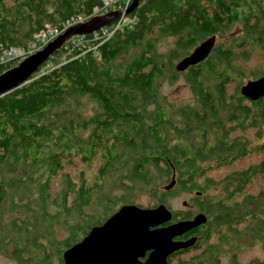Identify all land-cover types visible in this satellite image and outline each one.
<instances>
[{"label":"trees","instance_id":"obj_1","mask_svg":"<svg viewBox=\"0 0 264 264\" xmlns=\"http://www.w3.org/2000/svg\"><path fill=\"white\" fill-rule=\"evenodd\" d=\"M107 1L0 0V55L12 49L26 57L34 35L63 33L77 17L103 14ZM126 19L133 23L96 51L70 52L71 41L93 35L71 37L45 63L50 71L0 97V251L13 247L10 255L22 264H60L65 248L113 209L130 205L124 200L120 206L115 191L130 197L145 184L155 194H192L193 210L172 212L170 222L198 213L206 218L189 232L194 245L167 264H242V252L264 244V190L246 193L264 180V158L237 165L250 154L264 155V143L244 135L263 134L264 97L251 102L239 90L245 79L264 77V70L251 78L234 63L253 50L264 52V0H140ZM215 36L222 43L212 56L175 70L176 62ZM169 37L172 47L159 54L158 42ZM20 60L0 65V74ZM181 75L194 105L174 106L159 95L161 81ZM88 101L95 105L91 113ZM211 164L227 173L213 178ZM6 211L16 214L3 225ZM56 228L62 239H55Z\"/></svg>","mask_w":264,"mask_h":264},{"label":"water","instance_id":"obj_2","mask_svg":"<svg viewBox=\"0 0 264 264\" xmlns=\"http://www.w3.org/2000/svg\"><path fill=\"white\" fill-rule=\"evenodd\" d=\"M140 0H133L126 10H116L91 17L84 23L68 27L43 49L24 58L12 69L0 74V97L26 84L32 76L73 36L89 35L111 25L121 11L129 15ZM215 37H209L184 57L176 70L183 72L203 62L214 47ZM241 96L251 102L264 97V77L250 80L240 87ZM172 220V212L163 204L143 209L136 205L119 207L102 225L93 227L77 244L62 254L64 264H167L174 253L192 247L196 238L175 239L203 225L206 218L195 214L191 219ZM146 258L143 262L140 259Z\"/></svg>","mask_w":264,"mask_h":264},{"label":"rangeland","instance_id":"obj_3","mask_svg":"<svg viewBox=\"0 0 264 264\" xmlns=\"http://www.w3.org/2000/svg\"><path fill=\"white\" fill-rule=\"evenodd\" d=\"M129 1L130 0H109L105 3L107 10L103 14H99L101 11L97 12V14L101 16V15H104V14H107V13H110V12H113L116 10H120V9L126 10L130 6V5H128ZM127 16L128 15H126L125 11H121L120 16L118 18H116L114 21H112L111 26L114 25V27L111 30L100 32L97 36H94V38L90 41H86V40H82V39L71 41V43H73V47H72V49H70V52L74 48H77V50H86V52L96 51V49H98L99 46H101L103 43L110 40L113 37L114 33H117L118 31L123 29L124 24H125V26H127V25H131L133 23L132 20L126 19ZM81 19H82V17H78L77 20H81ZM124 21H125V23H124ZM78 23H82V22L80 21ZM67 26L70 27L72 25H70V23H68ZM54 32L55 31H52L54 36L49 40V42L56 39L60 35V33L54 34ZM232 32L234 34H236L238 32L237 28L235 27L232 30ZM46 35H47V32H42V33L34 35L33 39L42 40ZM69 41H70V39L68 41H66L62 47H64ZM94 42H96V44H94ZM221 43H222V40L215 36L214 45H218ZM47 44L43 45L40 43L39 46H37L35 48L32 45L29 48V51H28V54L26 55V57L34 54L38 50L43 49ZM172 44H173V38H171V37L167 38L166 40L159 41L158 45H157L158 53L162 54L163 52H166L167 50H169L172 47ZM23 54H24V52H21L19 50L14 51L12 49L9 51L3 52L0 55L1 56L0 65H4V64H7L8 62H12L11 60H14L16 58H20L21 59L20 61H22L24 58H26L25 56H23ZM19 62L16 65H18ZM179 62L180 61L175 63V67H174L175 70H176V67H177ZM12 68H13V66H12ZM12 68H8L4 72H6L7 70L12 69ZM51 69H52L51 63L50 64H44L40 68V71L38 73H36L34 76H38V75H41L44 73L46 74ZM234 69L235 70H237V69L238 70H245L247 76H250L252 78L255 71L264 70V52H261L259 50H253L251 52L250 56H248L246 59H239L236 63H234ZM248 81H250V80L245 79L241 85L243 86ZM228 86H229L228 92L231 93L233 86H235V82L230 83ZM158 91H159V95L166 98L167 101L173 103L174 106H178L181 104H188V105H194L195 104L194 103L195 101H194L192 95L190 94V92L187 88V85L185 84V82L183 80L182 75L180 77H178L177 79L172 80V81L171 80L163 81V82L161 81V84L159 86ZM94 106H95L94 103H92L91 101H88L87 111L89 113H91L92 108H94ZM164 106L167 108L168 111H170L171 108L173 107V106H169L167 102H165ZM254 132H255L254 130H251L244 135H246L252 141H254L253 144H259V145L263 144L264 143V132L262 135H260L259 138H256V139L254 137L256 133H254ZM262 158H264V155L250 154V155L246 156L245 158L241 159L237 163V165L239 164L238 167L241 168V167L247 165L248 163L249 164H256V163H258L257 161H259ZM237 165H236V169H238ZM211 167L213 168V170L211 171L210 175L215 179H220L227 173V171H225L223 168H217L218 166H215L214 164H211ZM238 170H240V169H238ZM212 190H214V189L210 190V192H209L210 196H213V194L211 192ZM263 190H264V180L261 179L259 182L255 183L254 185L249 186L247 188L246 193L256 194V193L263 191ZM185 192L186 191L180 190V189H174L170 192H165L164 190L158 189L157 193L155 194L154 189L151 185H145L144 184V185L139 187L136 194H134L130 197H127L125 194H123L120 191H115L113 195L115 196V199L118 200V202L120 203V206L123 204H126V203H122L125 200L127 202H131V203H129L130 205H136V206L141 207L143 209H150V208L156 206L157 204H159V203H157L158 202L157 200H159V198H160V199H165L166 202H164L163 204L171 212H184V213L188 214L189 212H191L193 210V207L191 205L192 194L189 192H186V193ZM105 193H107V190L103 191V194H105ZM118 208L119 207L113 209V211L111 213L116 211ZM5 209L7 210L6 206H5ZM15 214L16 213H11L10 211H6V213L3 216V220H2L3 225H8L11 218ZM54 233H55V239H62L63 238V234H62L60 228H56L54 230ZM214 242H215V238H212V239H210L209 244H213ZM201 249H202V247L200 248V250ZM6 250L7 251L5 253H2L0 251V264H22L19 261H15V258L10 255V253L13 254L12 250H15L13 247L8 248ZM47 250L50 251L49 249H47ZM200 250H196L195 252L189 251L188 253H186L182 257H183V259L188 260L189 258L197 255ZM40 253H41V251L33 252L32 256H34V258H35V255H40ZM50 253H51V251H50ZM254 258L264 262V244L261 246H259V245L255 246L254 248H252L250 250H246L239 255V261L242 264H245ZM54 261H55V259L53 257L52 263ZM33 262L34 263H32V264H38L37 259H34Z\"/></svg>","mask_w":264,"mask_h":264},{"label":"built area","instance_id":"obj_4","mask_svg":"<svg viewBox=\"0 0 264 264\" xmlns=\"http://www.w3.org/2000/svg\"><path fill=\"white\" fill-rule=\"evenodd\" d=\"M96 14H97V12H96ZM77 19H78V17H77ZM84 20L85 19L82 18L81 20H77L76 23H78L80 21L83 22ZM124 23H125V21H124ZM107 30H109V29H107V27L101 28L100 30H98L97 32H94L92 34L93 35V38H94V36H97L100 32L107 31ZM53 31H55L54 34L59 33L56 30H53ZM46 32H47V35L42 40L37 39V41L33 45L34 48L37 47V46H39L40 43L43 44V45L47 44L49 42V40L54 36L53 33H52V30H47ZM40 33H42V32H40Z\"/></svg>","mask_w":264,"mask_h":264},{"label":"flooded vegetation","instance_id":"obj_5","mask_svg":"<svg viewBox=\"0 0 264 264\" xmlns=\"http://www.w3.org/2000/svg\"><path fill=\"white\" fill-rule=\"evenodd\" d=\"M214 46H216V45H214ZM214 48V47H213ZM213 48H212V50H213ZM212 50H211V52H210V54L208 55V56H212ZM191 52L192 51H190L187 55H185V56H189L190 54H191ZM219 56H225V54H220ZM108 217H110V216H108ZM108 217H106L104 220H103V222L108 218ZM103 222H101V223H98V224H95V225H93V227H97V226H100V225H102L103 224ZM176 222V221H175ZM174 222H169L168 224H166L165 226H168V225H171V224H173ZM90 229V228H89ZM88 229V230H89ZM192 237H194L191 233H189V234H187L186 236H182L180 239H183L182 241H184V240H186V239H189V238H192ZM82 239V238H81ZM81 239L79 240V241H81ZM176 241H179V240H177V239H175ZM79 241H77V243L79 242ZM65 249H68V248H65ZM65 251V250H64ZM63 251V252H64ZM62 252V253H63ZM173 255H176V254H173ZM179 255V254H178ZM172 256V255H171ZM171 256L168 258V259H170L171 258ZM145 258H146V255H145V257L144 258H142V259H140V261L141 262H143L144 260H145ZM61 261H60V264H64L63 263V259H62V255H61ZM167 259V260H168Z\"/></svg>","mask_w":264,"mask_h":264},{"label":"clouds","instance_id":"obj_6","mask_svg":"<svg viewBox=\"0 0 264 264\" xmlns=\"http://www.w3.org/2000/svg\"><path fill=\"white\" fill-rule=\"evenodd\" d=\"M95 16H100V15H98V14H95V15H93L92 17H95ZM89 19H91V17L89 18ZM88 19V20H89ZM88 20H84L82 23H84V22H86V21H88ZM76 24H78V23H76ZM76 24H71L72 26L73 25H76ZM111 26V25H110ZM112 26H114V25H112ZM109 27V26H108ZM100 30V29H99ZM95 32H97V31H95ZM94 33V32H93ZM93 33H91V34H93ZM60 34H62V33H60ZM39 71H40V69H39Z\"/></svg>","mask_w":264,"mask_h":264}]
</instances>
